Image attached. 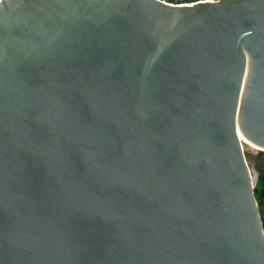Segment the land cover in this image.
I'll use <instances>...</instances> for the list:
<instances>
[{
	"label": "water",
	"instance_id": "water-1",
	"mask_svg": "<svg viewBox=\"0 0 264 264\" xmlns=\"http://www.w3.org/2000/svg\"><path fill=\"white\" fill-rule=\"evenodd\" d=\"M264 0H0V264H264Z\"/></svg>",
	"mask_w": 264,
	"mask_h": 264
},
{
	"label": "trees",
	"instance_id": "trees-1",
	"mask_svg": "<svg viewBox=\"0 0 264 264\" xmlns=\"http://www.w3.org/2000/svg\"><path fill=\"white\" fill-rule=\"evenodd\" d=\"M264 155V153H261ZM258 169L260 172L257 186L255 188V196L258 202V206L260 209V215L262 216V224L264 228V158L260 161L258 165Z\"/></svg>",
	"mask_w": 264,
	"mask_h": 264
},
{
	"label": "rangeland",
	"instance_id": "rangeland-1",
	"mask_svg": "<svg viewBox=\"0 0 264 264\" xmlns=\"http://www.w3.org/2000/svg\"><path fill=\"white\" fill-rule=\"evenodd\" d=\"M243 147H244L246 157H248L247 159L250 161H256L257 168H258L260 161L264 158V155L261 154V153H264V150L251 147L250 145L245 144V143H243Z\"/></svg>",
	"mask_w": 264,
	"mask_h": 264
},
{
	"label": "built area",
	"instance_id": "built-area-1",
	"mask_svg": "<svg viewBox=\"0 0 264 264\" xmlns=\"http://www.w3.org/2000/svg\"><path fill=\"white\" fill-rule=\"evenodd\" d=\"M158 1L173 6H191L198 3L216 2L220 0H158Z\"/></svg>",
	"mask_w": 264,
	"mask_h": 264
},
{
	"label": "bare ground",
	"instance_id": "bare-ground-1",
	"mask_svg": "<svg viewBox=\"0 0 264 264\" xmlns=\"http://www.w3.org/2000/svg\"><path fill=\"white\" fill-rule=\"evenodd\" d=\"M240 139L242 140L243 143L250 145L251 147H255L260 149L259 147H257L255 144L251 143L249 140H247L246 138H244L241 134H240ZM242 143V144H243Z\"/></svg>",
	"mask_w": 264,
	"mask_h": 264
}]
</instances>
